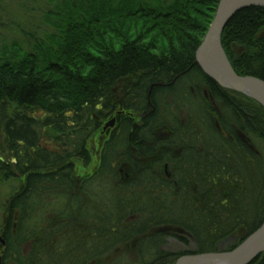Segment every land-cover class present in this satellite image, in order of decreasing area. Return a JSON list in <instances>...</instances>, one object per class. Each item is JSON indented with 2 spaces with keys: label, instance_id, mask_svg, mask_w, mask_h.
I'll return each mask as SVG.
<instances>
[{
  "label": "trees",
  "instance_id": "trees-1",
  "mask_svg": "<svg viewBox=\"0 0 264 264\" xmlns=\"http://www.w3.org/2000/svg\"><path fill=\"white\" fill-rule=\"evenodd\" d=\"M51 2L43 39L0 47V184L22 182L0 264H132L107 260L129 245L134 263L175 264L241 244L264 221V107L196 64L220 0ZM222 44L239 74L264 80V7L235 13Z\"/></svg>",
  "mask_w": 264,
  "mask_h": 264
},
{
  "label": "water",
  "instance_id": "water-1",
  "mask_svg": "<svg viewBox=\"0 0 264 264\" xmlns=\"http://www.w3.org/2000/svg\"><path fill=\"white\" fill-rule=\"evenodd\" d=\"M251 6L264 7V0H220L215 17L196 51V64L222 87L245 94L264 107V80L239 74L222 44L223 31L232 16ZM115 124L116 118H112L104 130ZM263 252L264 221L232 250L185 254L175 264H250Z\"/></svg>",
  "mask_w": 264,
  "mask_h": 264
},
{
  "label": "rangeland",
  "instance_id": "rangeland-1",
  "mask_svg": "<svg viewBox=\"0 0 264 264\" xmlns=\"http://www.w3.org/2000/svg\"><path fill=\"white\" fill-rule=\"evenodd\" d=\"M54 6L55 4L52 3L51 0H0V47L3 44H9L15 41L27 48L31 44L30 38L32 36L30 34H34L32 37L34 39H43L46 32L52 31L51 28L44 23L43 16H45V13L53 10ZM28 36L31 37L28 38ZM237 50L239 51L240 49L238 48ZM125 86L124 83H121L114 97V103L118 105L120 111H122V103L126 93ZM113 118H116L117 122L120 120V117L117 115H114ZM183 119H185V114ZM110 131L109 129H101L89 140L88 145L92 153V163L88 167H84L82 163H77L75 170L78 182L89 177L98 168L102 146L108 139ZM254 141L264 156L263 143L257 139H254ZM12 186L22 188V182H15L13 184L4 182V184H0V240L2 238V230L6 219V209L9 205L8 199L12 191ZM241 235L242 232L237 231L234 234L233 240L241 237ZM166 248L177 252L185 249L183 245L175 239H169ZM115 254H117V258L120 255L126 256L130 258L133 262L132 264H138L134 263L136 260L134 261L133 258L137 256V254L133 246L129 245V247L121 249L120 252H112L109 256L107 255V260L113 259L112 257H114Z\"/></svg>",
  "mask_w": 264,
  "mask_h": 264
},
{
  "label": "flooded vegetation",
  "instance_id": "flooded-vegetation-1",
  "mask_svg": "<svg viewBox=\"0 0 264 264\" xmlns=\"http://www.w3.org/2000/svg\"><path fill=\"white\" fill-rule=\"evenodd\" d=\"M115 125H118L117 121H116V124H115ZM115 125H114V126H115ZM167 169H168V168H167V166H166V173H168V172H167ZM168 175H169V174H168ZM134 246H135V245H134ZM135 247H136V246H135ZM116 251H118V248L116 249ZM116 251H114V252H116Z\"/></svg>",
  "mask_w": 264,
  "mask_h": 264
}]
</instances>
